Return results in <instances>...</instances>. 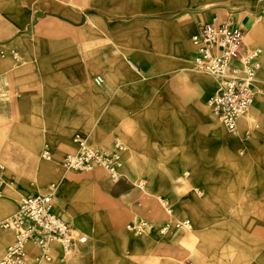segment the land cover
<instances>
[{"label": "crops", "instance_id": "1", "mask_svg": "<svg viewBox=\"0 0 264 264\" xmlns=\"http://www.w3.org/2000/svg\"><path fill=\"white\" fill-rule=\"evenodd\" d=\"M29 1L31 0H26ZM60 3L61 0H39L37 7L33 9L31 3L22 8L13 0H0V54L2 51L7 52L10 48H15V41H11L10 38L31 25L39 11L50 12L46 9L59 7ZM64 16L69 17L70 14ZM215 17L227 16L215 15L211 19L201 20L193 30L190 24L170 25V29L164 32L162 41L165 56L158 59L156 66L138 63L136 65L135 59L123 52L122 62L100 70L105 81L101 86L96 87L93 83L95 73L83 76L74 68L71 74L58 72L53 89L46 85L37 88L33 94L24 93L16 99L0 100V114L8 116L9 129L16 127L12 124L13 119L19 123L18 127L30 132V135L24 134L16 137L14 141L19 145H28L29 152L25 155L18 151L11 153L6 163L13 170L22 165V160H29L31 165L38 161L32 181L23 178L17 183H12L11 174H5V179L9 183L6 184L4 194L0 198V222L12 217L15 210L17 212L20 195L29 196L45 192L44 186L52 179L59 178L61 182L54 200L55 211L71 226L73 224L74 230L79 228L84 231L88 242L85 245H77L76 256L69 261H63L64 252L61 246H54L53 260L50 264H161V257L175 258L177 256L175 248H153L154 240L151 237L134 238L124 231V225L131 212L145 214V208L139 201L128 207L127 202L130 198L125 201L118 200L112 202L111 211L96 212L94 210L96 204L92 203L90 198H84L83 194H78L80 188L73 182L75 176H61L54 159L44 161L40 154L42 161L40 162L38 152L41 148L42 152L47 145L54 158L61 161L65 155L71 154L65 152L70 147L75 153L76 147L72 137L77 132H84L89 136L91 145L105 150H111L112 140L118 138L128 147L123 167L127 175L130 177L147 175L159 181L160 176L171 178L168 179L167 190L163 188L161 182L157 184L155 180L152 189L155 193L164 190L171 199L176 198V182L172 178L176 175L180 177L177 161L197 160L196 156L204 153L205 156H213L216 164L222 167L223 173H233L234 176L238 166L248 160L247 157L239 155L238 149L242 147L252 155L255 166L262 165L264 130L258 139H255L256 134H253L251 139L244 137L241 132L249 125L253 114L264 113V96L259 97L248 115L239 121L237 134H230L208 106L209 99L219 90V82L211 76L209 77L216 81L194 72L196 70L193 68L192 37L201 23L209 22ZM70 19L73 22L77 21L75 18ZM235 21L251 35L260 32L259 27L251 28L249 20L240 14L235 16ZM246 42L250 48L254 45L249 39ZM105 43L115 48L130 47L125 41ZM260 45L264 47V41ZM8 59L2 60L0 56L2 82H5V74L12 66ZM263 80L264 63L257 84H263ZM262 88L264 90V86ZM32 108L34 113H31ZM162 160L170 162L168 174H162L158 167ZM238 171L240 173V170ZM192 174L196 176L198 169H194ZM97 177L100 181L106 182L104 177L100 175ZM125 194L127 193H123L122 196ZM189 203L192 204V200H185L183 207ZM165 213L167 214L166 211ZM184 213L194 219L196 226L205 225L212 218L195 211L184 210ZM169 217L163 226L176 222L174 217ZM141 219L139 217L136 221ZM179 231L181 230L174 231L168 236L161 235L160 231L157 233L162 238H173ZM10 238L11 232L0 228V256L6 241ZM27 252L28 257L32 259L39 254L34 245H29ZM162 264L174 263L173 260L172 262L168 260Z\"/></svg>", "mask_w": 264, "mask_h": 264}, {"label": "rangeland", "instance_id": "2", "mask_svg": "<svg viewBox=\"0 0 264 264\" xmlns=\"http://www.w3.org/2000/svg\"><path fill=\"white\" fill-rule=\"evenodd\" d=\"M13 1L22 8L31 3L35 9L39 0ZM46 10L50 12L39 11L31 25L10 38L11 41H15V48H10L7 52L2 51L0 54L2 60L9 58L8 60L12 62L10 70L5 74V82L0 80L1 101L19 98L24 93L33 94L37 88L46 85L53 89L57 73L71 74L74 68L83 76L95 73L93 83L97 87L95 78L103 77L100 70L122 62L123 52L133 57L136 65L138 63L156 66L158 59L165 56L162 41L164 32L170 29V25L190 24L193 30L199 21L211 19L215 15L232 18L245 32L247 50L261 48L264 51V47L260 45L264 41V0H61L59 7L53 6ZM65 14L70 16H64ZM238 14L249 20L251 28L259 27L260 32L251 35L246 28L238 25L235 21ZM70 18L77 21L73 22ZM192 30L188 37L189 42ZM120 31L122 33H119ZM248 39L254 44L251 48L246 42ZM110 41H125L130 47H111L112 45L105 43ZM19 72L22 74H18ZM194 72L216 81L198 71ZM262 82L263 84L256 86L253 106L259 97L264 96L262 88L264 80ZM30 110L34 113L33 108ZM9 123L8 116L1 113L0 163L6 168L5 174H11L10 182L17 183L23 178L32 181L37 160L32 165L29 160H22V165L13 170L6 163L11 153L18 151L25 155L29 152L28 145H19L14 141L16 137L30 135V132L18 127L19 123L13 119L12 124L16 127L9 129ZM218 124L221 125L219 121ZM262 130L264 113H255L241 133L248 138L256 134L255 139H258ZM41 149L38 152L40 162ZM238 151L241 157H247L248 160L238 166L234 176L233 173H223L222 167L216 164L213 156H205L204 153L198 154L197 160L177 161L180 177L176 175L172 178L176 182L174 199H171L164 190L160 193L152 190L154 180L157 184L161 182L163 188L167 190L168 179H171L167 176H160V181L147 175L130 177L124 168L123 179L114 185L107 173L102 170L68 172L60 166V161L56 157L54 164L60 170L61 176H75L73 182L80 188L78 194L90 198L92 203L96 204L94 209L96 212L111 211L112 202L118 200L125 201L130 198L127 202L128 207L139 201L145 208V214L129 212L124 231L134 238L151 237L154 240L153 248H175L177 256L161 257V264L168 260L171 262L173 260L174 264H264V163L255 166L252 155L248 154L245 148L241 147ZM65 152L73 153L74 149L70 147ZM262 158L264 162V155ZM158 167L162 174H168L170 162L162 160ZM194 169H198L196 176L192 174ZM98 175L104 177L106 182L97 179ZM141 179L146 182L144 192H140L136 187ZM60 182L59 178L52 179L44 186V191L46 192L52 183L57 184L59 188ZM6 183L9 181L6 180ZM123 193L127 194L122 196ZM25 195L27 194L19 196L18 204ZM132 195L133 197H128ZM161 197L171 205L170 216L174 217L176 222L190 220L192 227L179 231L173 238L160 237L157 233L160 226H163L166 218H170L162 207ZM185 200H192V204L183 207ZM184 210L206 214L212 218L205 225L196 226L194 219L186 215ZM15 212L16 210L12 217ZM139 217L150 224V229L143 236L134 234L128 228L129 224ZM0 228L11 232V238L6 241L1 258L15 241V232ZM74 232L76 237L87 236L79 228ZM90 240L92 241L91 237ZM76 249L70 256L63 255V261L74 258L78 251ZM261 254L263 256H260ZM33 262L34 259L27 258L28 264ZM50 263L52 262L43 264Z\"/></svg>", "mask_w": 264, "mask_h": 264}, {"label": "built area", "instance_id": "3", "mask_svg": "<svg viewBox=\"0 0 264 264\" xmlns=\"http://www.w3.org/2000/svg\"><path fill=\"white\" fill-rule=\"evenodd\" d=\"M245 32L229 17H215L199 25L192 37L194 49L193 68L215 78L219 90L209 99L212 113L230 132L238 130V121L243 117L256 97V84L263 68L264 51L261 48L247 50ZM96 84L103 85L104 79L98 76ZM75 153L67 154L59 162L68 172H92L102 170L116 185L124 177V156L128 147L120 139L112 140L111 150L93 148L89 136L77 132L72 137ZM41 159L50 161L54 154L46 145L41 152ZM6 168L0 163V198L3 196ZM136 187L140 191L146 188V182L140 180ZM58 185L52 183L45 193H36L23 197L18 210L11 219L2 222V227L15 232V241L7 249L0 264H28L27 247L34 245L39 254L33 264L51 262L54 246H61L64 255L70 256L77 244H86L85 235L75 236L72 226L55 211L54 198ZM161 204L167 214L172 208L167 200L161 198ZM190 221L167 223L160 229L163 236L174 231L191 228ZM128 228L136 235L143 236L150 229V224L138 220Z\"/></svg>", "mask_w": 264, "mask_h": 264}, {"label": "bare ground", "instance_id": "4", "mask_svg": "<svg viewBox=\"0 0 264 264\" xmlns=\"http://www.w3.org/2000/svg\"><path fill=\"white\" fill-rule=\"evenodd\" d=\"M96 79V78H95ZM104 79V78H103ZM105 82V81H104ZM95 83H96V81H95ZM98 85V84H97ZM98 86H101V85H98ZM211 97V96H210ZM208 106H209V108L211 109V107H210V105H209V101H208ZM252 106H253V104L251 105V107L248 109V111H247V113L243 116V117H241L240 119H239V121L242 119V118H244L245 116H247L248 115V113H249V111L251 110V108H252ZM212 112V111H211ZM214 115V114H213ZM215 116V115H214ZM217 118V117H216ZM218 119V118H217ZM239 121H238V124H239ZM225 127V126H224ZM225 129L227 130V132L228 133H230V134H237V132H238V130L235 132V133H232V132H230L226 127H225ZM51 161V160H50ZM58 190H59V188H58ZM58 190L56 191V192H58ZM57 194V193H56ZM56 197V196H55ZM54 200H55V198H54ZM12 217H10L9 219H11ZM8 220V219H7ZM179 222H181V221H179ZM0 227H2V222H0ZM8 230H11V229H8Z\"/></svg>", "mask_w": 264, "mask_h": 264}]
</instances>
